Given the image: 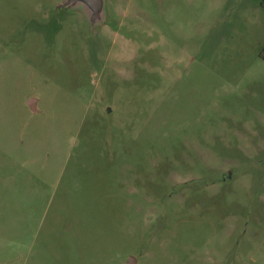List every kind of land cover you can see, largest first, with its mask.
Returning a JSON list of instances; mask_svg holds the SVG:
<instances>
[{
    "label": "rangeland",
    "instance_id": "rangeland-1",
    "mask_svg": "<svg viewBox=\"0 0 264 264\" xmlns=\"http://www.w3.org/2000/svg\"><path fill=\"white\" fill-rule=\"evenodd\" d=\"M130 256L264 264V0H0V264Z\"/></svg>",
    "mask_w": 264,
    "mask_h": 264
},
{
    "label": "water",
    "instance_id": "water-1",
    "mask_svg": "<svg viewBox=\"0 0 264 264\" xmlns=\"http://www.w3.org/2000/svg\"><path fill=\"white\" fill-rule=\"evenodd\" d=\"M100 0H92L93 4L95 6L98 5ZM39 103H40V99L39 98H31L27 101V104L29 106V108L33 111V112H39ZM135 262H137V258L135 256H130L129 260H128V264H134Z\"/></svg>",
    "mask_w": 264,
    "mask_h": 264
},
{
    "label": "flooded vegetation",
    "instance_id": "flooded-vegetation-1",
    "mask_svg": "<svg viewBox=\"0 0 264 264\" xmlns=\"http://www.w3.org/2000/svg\"><path fill=\"white\" fill-rule=\"evenodd\" d=\"M27 101H28V99H27ZM28 105V104H27ZM29 107V106H28ZM39 111H40V107H39ZM35 113H37V112H35Z\"/></svg>",
    "mask_w": 264,
    "mask_h": 264
}]
</instances>
